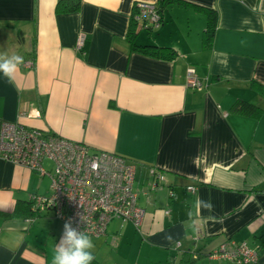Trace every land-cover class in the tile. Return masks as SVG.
Listing matches in <instances>:
<instances>
[{"label":"crops","instance_id":"0c3cea01","mask_svg":"<svg viewBox=\"0 0 264 264\" xmlns=\"http://www.w3.org/2000/svg\"><path fill=\"white\" fill-rule=\"evenodd\" d=\"M58 1L0 0V53L24 58L13 82L0 74V134L19 122L133 162L141 224L112 219L91 237L92 264H236L209 256L229 239L247 241L264 262V114L231 109L237 100L264 108L251 85H264V0L162 9L159 0H80L76 11H57ZM140 1L156 3L161 23L152 31L136 23L134 41L169 47L170 57L132 49ZM194 5L217 12L210 47ZM189 68L201 87L189 83ZM151 168L166 182L145 195ZM35 193H50L49 176L0 158V264H51L64 222L51 211L30 219L21 204Z\"/></svg>","mask_w":264,"mask_h":264},{"label":"built area","instance_id":"2783aa9c","mask_svg":"<svg viewBox=\"0 0 264 264\" xmlns=\"http://www.w3.org/2000/svg\"><path fill=\"white\" fill-rule=\"evenodd\" d=\"M132 16L147 31L161 23V15L154 2L136 3ZM84 41L85 35L80 34L76 47L81 48ZM187 78L191 85L202 86L193 68L188 69ZM0 158L49 176L50 193H35L29 198L33 217L51 211L64 223L71 219L73 227L90 237L104 234L112 219L131 222L137 228L141 224L145 209L138 204L139 194L133 186L135 165L116 153L90 151L86 145L49 131L26 127L19 122H5L0 134ZM45 161L51 162L50 171L45 168ZM165 182L164 172L151 168L148 189L144 194L159 190ZM195 188L194 185L187 186L191 192ZM164 212L168 215L170 209ZM33 217L30 219L34 220ZM209 256L236 264H264L258 251L252 249L247 241L229 239Z\"/></svg>","mask_w":264,"mask_h":264},{"label":"trees","instance_id":"16d2710c","mask_svg":"<svg viewBox=\"0 0 264 264\" xmlns=\"http://www.w3.org/2000/svg\"><path fill=\"white\" fill-rule=\"evenodd\" d=\"M160 8L162 9L165 6H168L170 4H183L188 5L190 3L184 1V0H159ZM80 0H59L56 5L57 11H76L79 7ZM194 7L202 12L205 16V29L202 34L203 44L205 47H210L212 45L215 29H216V22H217V12L216 10L212 8L202 7L194 5ZM160 9V10H161ZM159 10V12H160ZM136 22L133 19V16L130 19V27L128 29V40L131 44L132 49L138 50L140 52L146 53L148 55L161 57V58H167L170 57L172 54V50L169 47H163V46H157L153 44H143L139 45L134 41V37L136 35L134 31V25ZM167 53V54H166ZM251 85L258 89L260 94L264 96V85H261L255 81L251 82ZM232 111L244 116H250L254 118L260 117L262 114H264V108L257 106L256 104L244 101V100H237L233 106ZM23 207L24 213L26 215L30 216L33 213L30 210V202L29 200L26 202V204H21Z\"/></svg>","mask_w":264,"mask_h":264},{"label":"clouds","instance_id":"9594fccd","mask_svg":"<svg viewBox=\"0 0 264 264\" xmlns=\"http://www.w3.org/2000/svg\"><path fill=\"white\" fill-rule=\"evenodd\" d=\"M23 64L24 58L19 54L0 53V74L10 83L15 80ZM198 203L209 211L213 209L210 200H201ZM166 239L171 241V235ZM94 248L95 244L91 237L73 227L72 220L69 219L63 225V232L55 246L51 264H92L95 259Z\"/></svg>","mask_w":264,"mask_h":264},{"label":"rangeland","instance_id":"374dc122","mask_svg":"<svg viewBox=\"0 0 264 264\" xmlns=\"http://www.w3.org/2000/svg\"><path fill=\"white\" fill-rule=\"evenodd\" d=\"M45 164H46V162L44 163V165H45ZM49 164H50V163H49ZM138 176H139V172H137L136 180H137ZM136 180H135L133 186H136ZM48 183H49V182H48V179H47V178L43 180V185H44V186H48Z\"/></svg>","mask_w":264,"mask_h":264}]
</instances>
